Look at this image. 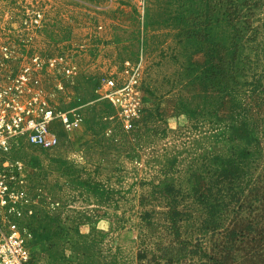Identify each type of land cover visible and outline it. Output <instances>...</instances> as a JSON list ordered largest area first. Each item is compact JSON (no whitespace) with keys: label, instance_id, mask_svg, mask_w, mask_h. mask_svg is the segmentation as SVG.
<instances>
[{"label":"rangeland","instance_id":"1","mask_svg":"<svg viewBox=\"0 0 264 264\" xmlns=\"http://www.w3.org/2000/svg\"><path fill=\"white\" fill-rule=\"evenodd\" d=\"M37 1L40 51L79 71L58 106L83 122L10 157L36 200L34 264H223L264 194V0ZM140 55L145 110L125 130L94 90Z\"/></svg>","mask_w":264,"mask_h":264},{"label":"built area","instance_id":"2","mask_svg":"<svg viewBox=\"0 0 264 264\" xmlns=\"http://www.w3.org/2000/svg\"><path fill=\"white\" fill-rule=\"evenodd\" d=\"M46 24L37 0H0V264H34L38 256L36 200L26 185V165L10 161L11 155L23 144L51 150L62 133L83 122L80 106H58L59 94L74 86L79 71L65 52L42 54L37 42ZM142 72L140 55L124 62L122 77H102L95 85L96 100L115 108L125 130L145 110Z\"/></svg>","mask_w":264,"mask_h":264},{"label":"trees","instance_id":"3","mask_svg":"<svg viewBox=\"0 0 264 264\" xmlns=\"http://www.w3.org/2000/svg\"><path fill=\"white\" fill-rule=\"evenodd\" d=\"M229 19L232 17V10L226 9ZM245 202V199L243 200ZM242 203L236 207V214L242 213ZM248 212H251L248 210ZM248 213L250 217L237 216L233 224L226 230L225 242L222 254V263L230 264L235 259L237 252L241 253V259L246 261H264V194L258 206ZM217 260L216 258H212Z\"/></svg>","mask_w":264,"mask_h":264}]
</instances>
